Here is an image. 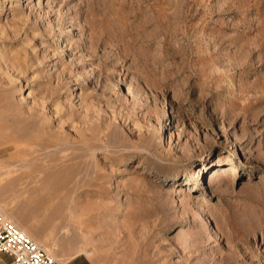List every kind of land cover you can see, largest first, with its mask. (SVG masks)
Segmentation results:
<instances>
[{
    "label": "rangeland",
    "instance_id": "rangeland-1",
    "mask_svg": "<svg viewBox=\"0 0 264 264\" xmlns=\"http://www.w3.org/2000/svg\"><path fill=\"white\" fill-rule=\"evenodd\" d=\"M0 209L63 264H264V0H0Z\"/></svg>",
    "mask_w": 264,
    "mask_h": 264
},
{
    "label": "built area",
    "instance_id": "built-area-1",
    "mask_svg": "<svg viewBox=\"0 0 264 264\" xmlns=\"http://www.w3.org/2000/svg\"><path fill=\"white\" fill-rule=\"evenodd\" d=\"M10 258L7 264H63L31 239L0 209V255Z\"/></svg>",
    "mask_w": 264,
    "mask_h": 264
},
{
    "label": "crops",
    "instance_id": "crops-1",
    "mask_svg": "<svg viewBox=\"0 0 264 264\" xmlns=\"http://www.w3.org/2000/svg\"><path fill=\"white\" fill-rule=\"evenodd\" d=\"M10 258L6 255H0V264H7L9 262Z\"/></svg>",
    "mask_w": 264,
    "mask_h": 264
},
{
    "label": "bare ground",
    "instance_id": "bare-ground-1",
    "mask_svg": "<svg viewBox=\"0 0 264 264\" xmlns=\"http://www.w3.org/2000/svg\"><path fill=\"white\" fill-rule=\"evenodd\" d=\"M198 173L200 174V168H199V170H198ZM10 219V218H9ZM22 229V228H21ZM23 230V229H22ZM24 231V230H23ZM25 232V231H24ZM26 233V232H25ZM27 234V233H26ZM34 240V239H33ZM37 242V241H36ZM38 243V242H37ZM40 244V243H39ZM44 248V247H43ZM45 249V248H44ZM46 250V249H45ZM47 251V250H46ZM47 252H49V251H47ZM50 253V252H49ZM53 257H54V255L52 254V253H50Z\"/></svg>",
    "mask_w": 264,
    "mask_h": 264
}]
</instances>
